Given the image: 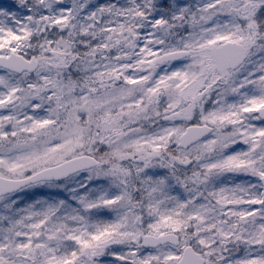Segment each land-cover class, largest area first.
Instances as JSON below:
<instances>
[{"label":"snow or ice","instance_id":"snow-or-ice-1","mask_svg":"<svg viewBox=\"0 0 264 264\" xmlns=\"http://www.w3.org/2000/svg\"><path fill=\"white\" fill-rule=\"evenodd\" d=\"M0 69V264H264V0H0Z\"/></svg>","mask_w":264,"mask_h":264},{"label":"rangeland","instance_id":"rangeland-1","mask_svg":"<svg viewBox=\"0 0 264 264\" xmlns=\"http://www.w3.org/2000/svg\"><path fill=\"white\" fill-rule=\"evenodd\" d=\"M9 2V1H8ZM4 74V70L0 69V75H3ZM179 121H177L178 123Z\"/></svg>","mask_w":264,"mask_h":264},{"label":"water","instance_id":"water-1","mask_svg":"<svg viewBox=\"0 0 264 264\" xmlns=\"http://www.w3.org/2000/svg\"><path fill=\"white\" fill-rule=\"evenodd\" d=\"M8 0H4V2L6 3Z\"/></svg>","mask_w":264,"mask_h":264}]
</instances>
